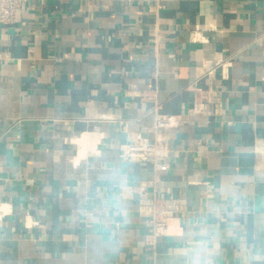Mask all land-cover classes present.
<instances>
[{
	"label": "crops",
	"instance_id": "crops-1",
	"mask_svg": "<svg viewBox=\"0 0 264 264\" xmlns=\"http://www.w3.org/2000/svg\"><path fill=\"white\" fill-rule=\"evenodd\" d=\"M158 103L168 171L121 157ZM152 196L186 203L155 245ZM0 264H264V0H28L0 25Z\"/></svg>",
	"mask_w": 264,
	"mask_h": 264
},
{
	"label": "built area",
	"instance_id": "built-area-1",
	"mask_svg": "<svg viewBox=\"0 0 264 264\" xmlns=\"http://www.w3.org/2000/svg\"><path fill=\"white\" fill-rule=\"evenodd\" d=\"M28 0H0V25L8 26L14 23L18 10ZM222 67L230 66L231 62L219 63ZM216 68H207L201 77L214 78ZM189 92L203 94L204 100L213 99L214 92L204 90L198 84V78L187 87ZM162 104L154 108L155 118L153 138L141 133L134 134L132 140L121 146V157L131 162H140L150 165L155 171H168L167 157L170 152V138L168 130L177 128L181 119L176 115L159 114ZM191 112L203 118L204 114L196 105ZM140 214L151 224V245H155L158 238L169 234L170 221L176 216L186 215V203L175 198H160L152 196L144 198L140 203Z\"/></svg>",
	"mask_w": 264,
	"mask_h": 264
}]
</instances>
